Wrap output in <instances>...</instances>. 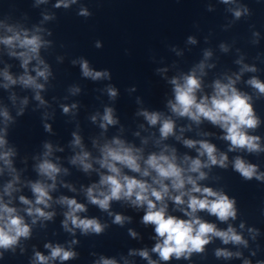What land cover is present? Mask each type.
<instances>
[{"label":"clouds","instance_id":"clouds-1","mask_svg":"<svg viewBox=\"0 0 264 264\" xmlns=\"http://www.w3.org/2000/svg\"><path fill=\"white\" fill-rule=\"evenodd\" d=\"M218 2L227 6L233 18L224 25L225 29L235 21L252 15V10L243 0ZM41 5L65 10L75 7L78 16L88 18L92 15L82 0H55L54 3L52 0H34L33 7ZM215 8V4H207L209 12L215 11ZM41 15L40 22L32 27L0 20V54L6 52L9 57L18 59L23 69L19 74L14 73L12 65L8 63L0 68V88L9 91V100L15 108L13 115L9 106L0 102V177L5 173L10 177L0 185V262L5 261L6 253L16 255L17 249L20 255L25 254L27 247L24 242L32 239L34 228H47L50 222L55 223L58 215H62L61 227L71 239L63 243L46 241L43 248L47 251L32 245L29 264H68L79 260L81 236H102L113 225L125 228L133 222L132 215L113 209V203L119 202L126 208L143 213L140 223L152 227L154 234L151 239L154 244L151 247H130L126 255L121 253L119 257L93 250L90 252L93 258L91 264H138L137 257L147 264H171L173 260L195 264L194 256L203 257L208 246L217 239L223 245L214 249L218 261L224 264L234 261L240 264H264V258H258L262 251L260 239L264 237V231L241 219L238 200L225 187L203 183L210 178L214 167L225 170L231 168L245 181L264 183V168L244 155L247 153L259 157L264 154V135L258 133L264 126V117L255 107V102L264 97V78L257 75L261 72L258 65L247 63L246 54L237 48L239 56L235 63L240 66L239 71L216 78L210 85V93L205 91L204 85L207 69L216 67L215 63H209L214 55L210 48L204 50V58L188 72L169 77L167 67L157 68L156 72L172 85L173 95L166 103L168 113L143 107V99L137 97L136 102L141 107L135 114L146 122L139 125L140 129L145 132L158 129V136L156 132L141 136V131H136L134 135L141 137V146L121 135L105 138L103 142L100 138H94L92 144L99 155H93L77 123L69 141L73 154L68 157V162L89 176L96 173L98 181L81 184L78 188L75 183L65 180L64 177L71 174L70 169L63 165V158L56 155L57 152H64L65 148L50 139L43 141V151L32 157L35 161L32 167L38 178L24 179L23 170L15 164L18 148L10 142L9 135L17 118L27 112L31 100L37 102L34 111L43 109V129L51 135H55L51 122L56 116L53 102L65 116L73 120L77 119L82 107L79 100L67 102L69 95H65L63 100L53 96L51 101L45 96L56 79L52 64L42 55V50L51 48L55 43L48 39L53 36V31L45 25L56 20L57 13L45 9ZM252 37L251 43L259 45L261 32L253 30ZM188 43L197 44L198 40L195 36H189ZM95 46L101 48L103 45L101 41H96ZM219 47L224 53L231 50V45L226 42H221ZM261 57H264V52L258 53L254 59L261 60ZM65 58V55H57L56 60L63 64ZM70 63L79 66L83 78L94 82L109 81L101 91L113 103L106 104L103 112L97 111L90 116V120L102 129L101 136H105L110 126L121 123L114 107L120 90L111 83L112 72L108 68L97 69L84 56L72 58ZM246 73L253 75L244 80ZM241 82L251 91L238 87ZM16 86L31 90L33 95L31 98L19 96L14 90ZM136 90V86L128 89L129 92ZM83 91L78 83L67 87L72 97L81 95ZM181 118H186L190 123L178 125L177 120ZM205 121L221 130L218 139L227 143L226 151L207 138L216 133L198 132L203 137L200 139L185 135L193 131V125L199 128ZM123 130L121 125L120 131ZM169 138L194 150L197 155H181L174 145L166 143ZM150 141L159 150L146 154V146ZM229 153L237 154L230 157ZM23 162L27 165V157ZM61 187L76 195H54ZM24 188L30 189L32 197L23 194ZM80 194L84 201L79 199ZM17 200L22 207L17 206ZM57 205L63 209L62 213H58ZM89 205L106 213L110 223L99 216L88 215ZM202 212L216 217L227 227L222 228L217 222L205 219ZM237 220L238 226L234 223ZM127 234L133 240H143L142 234L133 227L127 228Z\"/></svg>","mask_w":264,"mask_h":264},{"label":"water","instance_id":"water-1","mask_svg":"<svg viewBox=\"0 0 264 264\" xmlns=\"http://www.w3.org/2000/svg\"><path fill=\"white\" fill-rule=\"evenodd\" d=\"M54 2L55 0H52V3ZM209 2L216 5L215 11L207 10ZM243 2L252 10V15L235 21L231 27L225 29L224 25L229 24L233 18L227 11V6L220 4L218 0H82V3L87 4L92 12L88 18L78 16L75 7L71 10L51 9V5H41L37 8L33 7L34 0H0V20H7L9 23L20 22L26 27L38 24L42 19L41 13L45 9L57 13V19L45 25L53 31V36L48 39L54 40L55 43L51 48L42 50V55L52 64L56 73L54 86L49 87L45 96L51 101L53 96L63 100L65 95H69L67 102L79 100L82 104L79 116L73 120L70 116H65L58 105L53 102L56 107V116L51 122L55 135H51L43 129L41 122L43 109L34 111L37 102L31 100L27 112L24 116L17 118V123L10 129L9 135L10 142L19 151L15 164L18 169L23 170L22 177L32 180L38 178L32 167L35 163L32 157L42 152L43 141L50 139L54 144L58 143L65 148L64 152L56 153L57 156L63 158V165L70 169L71 174L64 177L65 180L75 183L78 188L81 184L87 185L92 181H98L99 176L96 173L89 176L68 162V157L73 154L69 141L72 139L71 133L76 130L77 123L80 125L84 142L93 155H99L98 150L92 144L94 138H100L103 142L105 138L110 139L121 135L137 146H141V137L134 135L136 131H141V136H149L152 132H156L158 136V129H149L147 132L140 129L139 125L146 122L143 117L135 114L141 107L136 102L137 97L143 99V107L168 113L166 103L172 98V85L156 72L157 68L167 67L169 77L188 72L204 58V50L210 48L214 55L209 63L216 64L215 68L207 69L208 75L204 77L205 91L210 93L212 90L210 85L216 78L223 77L225 73L239 71L240 66L235 63L239 56L236 49L239 48L246 54L247 63L254 62L258 65L261 72L257 75L264 78V57H261V60L254 59L258 53L264 52V0H243ZM253 30L261 32L259 45L251 43ZM189 36H195L198 43L189 44ZM96 41H101L103 46L97 48ZM221 42L231 45L228 53L220 50ZM57 55L66 56L63 64L57 62ZM79 56L89 59L97 69H110L113 75L111 83H114L120 90L114 107L121 123L117 126H110L105 136H101L102 129L90 120V116L97 111L103 112L106 104L113 103L101 91L109 81L94 82L83 78L79 66H73L70 63L72 58ZM5 63L12 65L11 70L14 73L19 74L23 71L19 60L9 57L6 52L0 54V68L4 67ZM251 75L253 74L246 73L244 80ZM72 83L82 86L84 91L81 95L70 96L67 87ZM132 86H136L135 92L128 91ZM238 87L251 91L243 82ZM14 90L19 96L27 95L31 98L33 95L31 90H25L19 86H16ZM9 95V91L0 88V102L7 104L12 114L15 115V108L9 100ZM255 107L256 111L264 117V97L255 102ZM177 123L186 126L190 121L181 118L177 120ZM121 125L123 132L120 131ZM201 131L216 133L207 138L217 144L221 150H227V143L218 139L221 130L208 121H205L199 128L193 125V131L185 135L200 139L203 137L197 133ZM258 133L264 135V126H261ZM166 143L174 145L181 155L184 153L197 155L194 150L186 148L174 138H169ZM158 150L153 141L146 146V154ZM236 154L229 153L230 157ZM244 155L253 162L260 163L264 168V154L259 157L249 156L247 153ZM25 157H27V165L23 162ZM8 179L10 177L5 173L0 177V185ZM203 183L214 187H225L230 195L237 198L241 219H246L250 225H256L264 231V183L255 180L245 181L231 168L225 170L218 167L212 169L210 178ZM61 193L69 196L76 195L63 187L54 195L58 196ZM23 194L32 197L28 188H24ZM79 199L84 201L82 194ZM16 203L17 206L22 207L18 200ZM56 207L58 213H62L63 209L58 205ZM88 207V215L99 216L110 223L106 213H102L94 205ZM113 209L132 215L133 222L125 228L113 225L102 236H81V244L78 246L80 258L68 264H91L93 258L90 252L93 250L119 257L121 253L126 255L130 247H151L154 244L151 239L154 234L152 227H145L140 223L142 212H135L119 202L113 203ZM176 214L182 215L181 213ZM201 215L209 221L217 222L222 228L227 227L226 224L220 223L216 217L206 212H202ZM62 219V215H58L55 223L50 222L47 228L35 227L32 239L24 242L27 252L20 255L17 249L16 255L6 253L5 261L0 264H29L32 245H37L41 251H47L43 248L46 241L63 243L71 239V236L61 227ZM234 223L238 226L239 220ZM128 227L139 231L143 240L131 239L127 234ZM260 243L262 251L258 258H264V237H261ZM220 246L223 245L217 239L208 246L207 253L203 257L194 256L195 264H224L214 256V249ZM153 255L155 258V254ZM136 260L138 264H147L139 257ZM171 264H188V262L173 260ZM232 264H240V262L234 261Z\"/></svg>","mask_w":264,"mask_h":264}]
</instances>
